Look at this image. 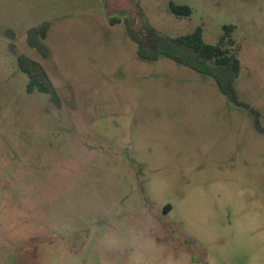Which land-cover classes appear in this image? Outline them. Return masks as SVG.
Here are the masks:
<instances>
[{"label": "rangeland", "instance_id": "rangeland-1", "mask_svg": "<svg viewBox=\"0 0 264 264\" xmlns=\"http://www.w3.org/2000/svg\"><path fill=\"white\" fill-rule=\"evenodd\" d=\"M99 2L48 3L65 16L48 59L24 31L42 1L0 35V264H264V135L212 78L135 59L126 26L201 27L209 44L234 26L236 88L264 124V0ZM19 55L45 67L59 107L27 93Z\"/></svg>", "mask_w": 264, "mask_h": 264}, {"label": "trees", "instance_id": "trees-1", "mask_svg": "<svg viewBox=\"0 0 264 264\" xmlns=\"http://www.w3.org/2000/svg\"><path fill=\"white\" fill-rule=\"evenodd\" d=\"M170 12L177 17H189L192 14L190 7L174 4H170ZM126 26L130 38L138 46V56L142 60L156 62L166 58L200 75L212 78L221 94L230 103L246 111L252 117L254 129L264 135L261 112L251 104L242 101L236 88V81L241 74V61L232 39L234 26H224V35L217 44L205 42L201 27H197L187 35L168 37L146 26L147 34L141 38L129 23H126ZM48 29L49 23H44L28 32V45L36 49L43 57L49 55V49L44 44ZM9 34L13 36L12 32ZM11 48H14V44H11ZM18 68L28 78L26 87L28 94L39 92L49 95L51 101L57 107L60 106V97L46 70L38 61L19 55Z\"/></svg>", "mask_w": 264, "mask_h": 264}, {"label": "crops", "instance_id": "crops-1", "mask_svg": "<svg viewBox=\"0 0 264 264\" xmlns=\"http://www.w3.org/2000/svg\"><path fill=\"white\" fill-rule=\"evenodd\" d=\"M31 1L32 2L33 1H42L44 4H38L37 6H35L36 8H33L31 6V4H30ZM55 1L56 0H7V1H5V0L3 1L2 0L1 1L2 7L0 9V15H1V17H3V16L9 17L10 16L12 18V20H7V21H5V23L4 22L0 23V35H2V38H4V37H9V38H12V39L15 38V35H16L17 32H19V29L17 27H15L14 24H16V23H15L14 20L17 17V15L20 16V17H24V15H20V13L22 12V9H21L20 6H28V7L33 8L32 12H30V15H31V17H33V20H36V23H35L34 26L27 27L26 30L24 29V31L26 32V39L28 38V32L32 28L41 26L44 23H49V29H48V32H47V35H46V39L44 40V44L47 46V39L48 38L50 39V37H51V35H52L53 31H54V29L52 27V23L54 21H60V20H63L65 18V16L63 17V16H61L60 13H58L59 8H57L56 5L53 6L51 4H48V3H54ZM64 2H66V1H64ZM101 3L102 2L100 0L99 4H101ZM39 6L41 7L40 10H38V8H37ZM98 11H99V9L97 10L96 13H98ZM1 21L2 20H0V22ZM9 32H12L13 33V36H11L9 34ZM127 33H128V31H127ZM128 37H129V41H130L129 42L130 46L132 47V49L134 48V55H135L134 58L135 59L136 58H139V60H142L138 56V46H137V44L134 41H132V39L130 38L129 34H128ZM26 43L28 45V42H26ZM133 44L136 45V48L133 46ZM9 45H10V43H9ZM28 47L31 48L32 50H34L39 55V57L41 59H43V60L48 59V57L50 55V52H49L48 57H43L36 49L30 47L29 45H28ZM35 61H38L40 63L39 60H35ZM44 69H45V67H44Z\"/></svg>", "mask_w": 264, "mask_h": 264}]
</instances>
